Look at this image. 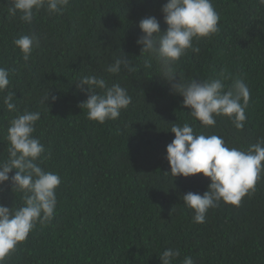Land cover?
I'll use <instances>...</instances> for the list:
<instances>
[{
    "label": "trees",
    "instance_id": "trees-1",
    "mask_svg": "<svg viewBox=\"0 0 264 264\" xmlns=\"http://www.w3.org/2000/svg\"><path fill=\"white\" fill-rule=\"evenodd\" d=\"M166 2L69 0L62 13L41 9L25 23L9 15V0H0V67L10 72L17 111L41 113L33 134L45 147L40 166L61 178L54 218L37 223L5 264H161L159 255L169 248L180 250L175 264L185 256L193 264H264V172L238 207L220 202L204 223H194L182 196L202 195L210 181L202 174L173 179L165 159L174 123L221 136L229 148L247 150L264 138V7L257 0H211L219 31L194 41L199 52L188 50L177 66L184 80L223 72L231 77L225 90L233 79L244 80L250 101L245 127L237 130L225 116L203 127L160 79L158 64L147 66L140 55L139 22L154 16L165 31ZM32 33L40 42L25 62L13 41ZM120 52L137 72L105 71ZM83 75L119 83L131 104L115 120H89L78 106L87 99L76 87ZM6 92L0 93V160L7 158V128L17 115L3 104ZM48 92L57 100L42 104ZM0 188V204L21 205V193L7 182Z\"/></svg>",
    "mask_w": 264,
    "mask_h": 264
},
{
    "label": "clouds",
    "instance_id": "clouds-1",
    "mask_svg": "<svg viewBox=\"0 0 264 264\" xmlns=\"http://www.w3.org/2000/svg\"><path fill=\"white\" fill-rule=\"evenodd\" d=\"M9 3L10 16L19 14L22 21L31 23L41 9L49 15L62 13L69 0H9ZM257 4L264 7V0H257ZM161 12L167 25L165 31H161L160 22L154 16L141 19L138 25L141 34L135 43L140 46V55L146 57L145 64L151 66L152 60L158 64L160 79L171 92L182 97V105L190 109L189 115L203 127L215 126L216 117L225 116L235 129L242 130L250 101V90L243 79H233L225 90L224 81L231 77L223 72L219 78L204 80H184L177 75L178 63L187 51L199 52L194 41L209 38L219 31L220 17L211 0H167ZM39 42V36L32 33L16 38L13 44L27 62ZM137 70L123 52L105 69L111 75ZM9 85L10 72L0 67V93L7 90L3 104L9 112L17 113L7 128L9 147L7 158L0 160V186L7 182L11 191L22 194L19 207L0 204V264H5L37 223L44 226L52 221L57 206L56 189L61 184L58 173L40 166L46 158L45 147L33 134L41 113L27 109L18 112L13 102L15 93ZM76 87L87 96L78 106L86 110L89 120L100 124L117 119L132 102L125 87L119 83L109 85L103 76L83 75ZM49 100L55 102L57 96L48 92L41 103ZM170 132L174 139L166 146L168 174L173 179L202 174L210 181L202 195L187 192L182 196L184 205L194 213V223H204L208 210L218 207L220 202L238 207L243 197L255 192L256 183L264 172V138L242 150L229 148L221 136L196 134L189 123L182 126L174 123ZM13 170L15 174L9 176ZM180 254L179 249L169 248L159 259L161 264H175ZM183 264H193V260L185 256Z\"/></svg>",
    "mask_w": 264,
    "mask_h": 264
}]
</instances>
